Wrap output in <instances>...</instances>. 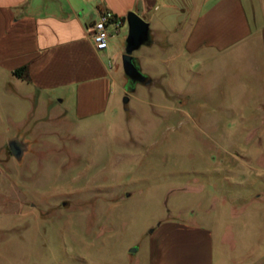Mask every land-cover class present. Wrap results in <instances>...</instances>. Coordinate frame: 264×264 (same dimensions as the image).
<instances>
[{"label": "rangeland", "instance_id": "obj_1", "mask_svg": "<svg viewBox=\"0 0 264 264\" xmlns=\"http://www.w3.org/2000/svg\"><path fill=\"white\" fill-rule=\"evenodd\" d=\"M157 38L86 120L0 72V264H264V83Z\"/></svg>", "mask_w": 264, "mask_h": 264}, {"label": "crops", "instance_id": "obj_2", "mask_svg": "<svg viewBox=\"0 0 264 264\" xmlns=\"http://www.w3.org/2000/svg\"><path fill=\"white\" fill-rule=\"evenodd\" d=\"M106 11L122 25L109 27V47L98 51L90 28ZM131 11L150 28L151 21L160 23L157 33L151 30V45L163 36L175 59L204 55L208 67L229 65L238 74L248 62L264 83V0H0V72L28 86L49 109L61 103L78 120L103 116L114 109L118 90L129 95L116 75Z\"/></svg>", "mask_w": 264, "mask_h": 264}, {"label": "water", "instance_id": "obj_3", "mask_svg": "<svg viewBox=\"0 0 264 264\" xmlns=\"http://www.w3.org/2000/svg\"><path fill=\"white\" fill-rule=\"evenodd\" d=\"M127 23L129 26L126 50L123 55V68L129 79V86L126 87L127 94L135 91L137 83H143L150 85L152 83L149 76L145 75L137 59L134 57V53L139 50L145 44H151V28L150 24L142 19L136 12H129L127 14ZM130 99L129 95H126L124 101L128 103ZM9 148L13 156L17 159L23 157L24 152L27 149L25 143L19 139H13L9 142Z\"/></svg>", "mask_w": 264, "mask_h": 264}, {"label": "built area", "instance_id": "obj_4", "mask_svg": "<svg viewBox=\"0 0 264 264\" xmlns=\"http://www.w3.org/2000/svg\"><path fill=\"white\" fill-rule=\"evenodd\" d=\"M122 22L112 13L106 11L101 14L100 19L90 28V39L98 51L106 50L109 47V40L112 37L109 27L118 29Z\"/></svg>", "mask_w": 264, "mask_h": 264}, {"label": "trees", "instance_id": "obj_5", "mask_svg": "<svg viewBox=\"0 0 264 264\" xmlns=\"http://www.w3.org/2000/svg\"><path fill=\"white\" fill-rule=\"evenodd\" d=\"M124 20H126V18H124ZM24 71V69H19L15 72L16 75L18 76H22V72Z\"/></svg>", "mask_w": 264, "mask_h": 264}, {"label": "flooded vegetation", "instance_id": "obj_6", "mask_svg": "<svg viewBox=\"0 0 264 264\" xmlns=\"http://www.w3.org/2000/svg\"><path fill=\"white\" fill-rule=\"evenodd\" d=\"M128 86H129V82H128Z\"/></svg>", "mask_w": 264, "mask_h": 264}]
</instances>
